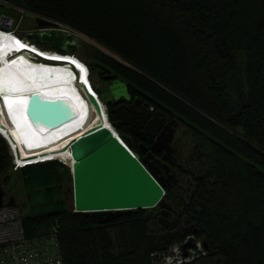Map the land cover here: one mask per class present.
Segmentation results:
<instances>
[{
  "label": "trees",
  "instance_id": "trees-1",
  "mask_svg": "<svg viewBox=\"0 0 264 264\" xmlns=\"http://www.w3.org/2000/svg\"><path fill=\"white\" fill-rule=\"evenodd\" d=\"M2 1L3 12L14 5L63 21L128 63L95 49L88 65L91 75L107 70L182 120L191 136L186 173L195 186L179 205L215 263L264 264V0ZM36 35L43 49H53ZM9 169L12 155L0 135L1 183ZM115 214L101 223L73 210L25 212L23 223L29 236L55 233L64 264H154L149 215ZM183 237L178 232L175 240Z\"/></svg>",
  "mask_w": 264,
  "mask_h": 264
},
{
  "label": "water",
  "instance_id": "water-1",
  "mask_svg": "<svg viewBox=\"0 0 264 264\" xmlns=\"http://www.w3.org/2000/svg\"><path fill=\"white\" fill-rule=\"evenodd\" d=\"M36 22L38 27L55 26L54 22L44 18H37ZM2 33L1 38L5 36L4 34L7 35L5 32ZM40 33L42 38L48 41L54 49L62 50L65 45V42H63L64 35L45 31ZM65 35L71 37L70 34ZM37 57L35 56L33 59L41 62L32 61L37 64H42V61L48 64L35 65L26 60H18L13 63L16 58L6 64V75L18 77L17 81H19L16 84L20 87L18 91L13 93L15 98H7L15 103L18 119L26 126L28 133L53 134L57 130L66 129L69 125L74 126L81 119L77 117L76 107L70 98V94H68L69 92L67 95H54L58 91H50L51 88H58L61 91L65 89L58 82H51L55 81V71L49 63L62 64V62ZM31 74L34 76H30ZM36 78L37 80L40 79L39 83L44 82L45 79L49 83L42 84L39 87L40 89L33 88L34 82L32 81ZM68 86L74 88L71 87V84H68ZM92 88L93 92L106 105L111 100L116 102L131 99L128 84L120 78L114 79L108 89L100 84L92 85ZM68 90L67 88L66 91ZM4 93L3 90L0 94V100L5 112L8 114ZM73 94L78 96L75 91H73ZM86 95L85 100L92 103L100 118L92 128L86 130L82 135L73 137L57 149L60 152H69L73 160L72 164L57 158L37 163L26 162L20 168L23 186L26 190L28 215H51L73 210L74 212L91 215L102 223L110 221L115 217V213L121 214L137 209L154 208L158 205L164 206L162 214L170 213L171 210H167V208L173 209V207L181 211L176 204L166 203L167 197L170 196V193L167 192L170 185H167L166 181L158 176L156 171L146 162L147 159L153 156L154 152H157L156 150L161 151L164 149L168 153V146L170 147V145L165 144L158 149H155L153 145L149 154L143 159L139 158L131 149V137L122 134L119 130L123 123H127L120 112V108L114 109L117 114V121H111L107 111L111 125L108 126L104 124L97 97L90 91ZM79 99L83 100L81 96H79ZM160 113L167 117V113ZM1 117L2 112L0 110ZM176 120L174 119V121ZM82 123L83 121H81V125ZM4 126L0 122V127L5 128ZM151 129L152 127L148 125L144 132L147 133ZM131 132L137 134L132 129ZM156 132L157 130H154L153 135ZM10 138L14 141L11 134ZM170 139V137L167 138L169 141ZM167 140L164 142H167ZM17 151H19V148ZM56 153L58 154V152ZM63 182L72 183V185H69L68 192V195L72 194L70 202L63 198ZM4 196L5 192L0 187V206L4 204ZM7 204L15 205L17 202L14 198H10ZM159 221L163 222L160 219ZM176 224L177 221L173 220L171 224L166 225L167 231L159 235L148 233L149 246L161 250V245L165 246L171 242ZM187 240L182 243L183 246L186 245ZM159 242L162 244L159 245ZM153 262L154 264L158 263V258L154 254Z\"/></svg>",
  "mask_w": 264,
  "mask_h": 264
},
{
  "label": "flooded vegetation",
  "instance_id": "flooded-vegetation-1",
  "mask_svg": "<svg viewBox=\"0 0 264 264\" xmlns=\"http://www.w3.org/2000/svg\"><path fill=\"white\" fill-rule=\"evenodd\" d=\"M65 41L75 45L74 40L66 35L63 37V42ZM45 50L51 51L48 49ZM55 52L59 53V51ZM63 54L65 53H61V55ZM56 61L71 62L73 64L71 60ZM84 76L86 77V68ZM98 77V84L106 86L107 89L113 80L117 78L109 71L103 69L98 70ZM130 94L131 99L128 101L118 100L114 102L111 100L106 105L109 116L113 115L115 117L114 121H117L118 118L114 109L118 107L120 108V112L127 123H123L119 130H127L130 136L136 139L140 147L141 153L139 155L141 156V159L150 153L153 145L155 149H158L165 144L167 146L170 145V147L168 146V153H166V150L164 149L161 151L156 150L157 152H154L153 156L147 159L146 162L156 171L158 176L166 181L167 185H170L167 190V192L170 193V196L167 197L166 203L176 204L181 209L180 211L172 205L173 209L167 208V210H171L170 213L162 214L164 206L159 205L158 207L156 206V213L152 215L157 221V232L155 231L151 233L157 235L166 232V225L171 224L173 220L177 221L171 242L167 243L165 246L161 245L162 243L159 242L158 244L162 246L161 250L153 248L156 257L158 258V264H195L198 261L203 262L208 260L213 257V250L209 247L205 238L199 234V230L195 228L193 224L189 223V219L186 218V215L184 214L183 207L179 205V202L189 201L191 199L194 194L195 186L193 175L186 173L187 158H185L186 154L184 151H189V148L187 147L188 135H185V126L181 119H178L173 115H170L168 111L157 107L150 99L144 98L138 94L134 95L131 92ZM160 112L167 113V117ZM174 119L177 120L174 121ZM148 125L151 126L152 129L145 133V128ZM131 129L137 134H133ZM154 130H157L155 135H153ZM0 135L7 142L6 137L1 131ZM168 137L171 138L170 141L167 140ZM149 139L151 140L149 141ZM165 140H167V142H164ZM69 185H72V183L63 182L62 184L63 198L65 200H69ZM11 198L16 200L15 196H12ZM152 216H148V219ZM159 219L163 222H160ZM178 232H181L184 237L181 240L176 241L174 238ZM185 240H187V242L186 245L183 246L182 243ZM210 252H212V254Z\"/></svg>",
  "mask_w": 264,
  "mask_h": 264
},
{
  "label": "bare ground",
  "instance_id": "bare-ground-1",
  "mask_svg": "<svg viewBox=\"0 0 264 264\" xmlns=\"http://www.w3.org/2000/svg\"><path fill=\"white\" fill-rule=\"evenodd\" d=\"M0 35H3L2 31H0ZM4 37H0V48H3L6 41H10L12 42L11 46L4 50V51H0V94L1 92L4 90V97H13L15 98V96H13L14 92H10L9 88L10 87H15L17 89H20V87L16 84L18 81L17 79H19L18 77H12L10 75H6L5 71H6V64L11 62L12 59L14 60L16 58V61L13 63H16L18 60H26L29 63L38 65L35 62H41V61H35L33 62L32 60L28 59V57L24 54V52H32L33 54L35 53V55L40 56L42 59L46 58L45 60H49V61H56V60H61V61H68L69 58L68 56L65 57L66 55H71V56H75L76 54H72V53H65V55H57V50L55 49H48L51 51H46L45 49H41L39 48L35 43L29 42L28 40H19L18 38H16L15 36H13L10 33L4 34ZM21 45H23V47H21ZM21 49H26L21 51ZM29 51H28V50ZM29 52V53H30ZM55 52V55H52L51 53ZM25 55V56H24ZM9 56V57H7ZM13 57V58H12ZM18 57V59H17ZM77 58V57H75ZM52 59V60H51ZM78 59V58H77ZM6 61V63H5ZM71 61L72 67L69 66H64V65H57V64H52L49 63L50 65L53 66L54 69V80L55 81H51V82H58L62 87H65V89L67 90V88L69 89L68 91L64 90H58V88H51L53 90L50 89V91H58L56 94L54 93V95H67L70 94V98L73 101L75 107H76V111H77V117L78 119H81L80 122H76V124L74 126L69 125L66 129H61V130H57L55 131L53 134H33V133H28L26 126L20 122V120L18 119L17 116V107L15 106V103H12V101H9V104L11 106V114L9 111V106L7 105V112H5L3 104L0 100V105L2 106L3 110H4V114L5 117L7 119V121L9 122L10 126L13 128L16 136L12 133V131L5 125V129L0 127V131H2V133H4V136H6V139L8 141H10V145L12 146L13 151H17V149L19 148L22 155H26L25 157H33V154H30L32 156H28V154L26 153L31 152V151H45V152H40L41 155H47V156H51L54 155L55 152H58V157L61 158V160H63L64 162H68L70 164H72L73 160L70 157L71 155L69 154V152H60L57 151V149L61 148V147H57V144L60 145H64L65 143H67V141H69L70 139H72L75 136H79L82 135L86 130L92 128V126H94L97 122V116L95 119V122L93 124H91V116H92V112H91V107L90 104L88 103V101L85 100L86 96L84 97V95L81 92L80 86L76 83V75H75V71H74V67L76 66V68L79 70L80 72V79L81 82L84 83V90L87 93H89V91L91 93H93L95 95V97H97V101L100 104L101 107V112L103 115V119H104V124L111 126L110 125V121L108 119V115H107V109H106V104L104 103V101L93 92V88L90 82V79L88 78V73H89V65L85 62V65L88 69L87 75L85 79L84 76V72H85V67L80 64V62L75 61L74 59ZM80 61V60H79ZM58 62V61H56ZM4 63V64H3ZM62 63H68V62H62ZM3 64V65H1ZM43 64V63H42ZM40 63V65H42ZM44 64H48V63H44ZM79 65V67L77 66ZM2 69V70H1ZM83 69V71L81 70ZM4 71V72H3ZM30 76H34L33 74H31ZM40 80V79H39ZM39 80L33 79L32 82H34V86H32L33 88L36 89H40L39 87L42 86V84H47L49 82L47 79L44 80V82H40ZM68 84H71V87L73 86L74 88H70L68 86ZM78 86V87H76ZM61 89V88H60ZM66 91V92H65ZM73 91H75L78 96L73 94ZM16 92V91H15ZM79 96H81L83 98V103L82 101L79 99ZM1 110V109H0ZM2 112V111H1ZM3 114V113H2ZM13 116H15V120L13 119ZM81 121H83L82 125H81ZM89 122V124L87 125V127L82 130L84 128V126L86 125V123ZM69 129V130H68ZM82 130V131H81ZM10 134L12 135L14 141L11 140L10 138ZM54 152V153H53ZM60 152V153H59ZM64 154H67L68 156L64 157ZM57 155V153H56ZM34 157H38L40 158L37 154ZM17 160V157L15 159ZM19 163H22V161H18ZM30 163V162H27Z\"/></svg>",
  "mask_w": 264,
  "mask_h": 264
},
{
  "label": "built area",
  "instance_id": "built-area-1",
  "mask_svg": "<svg viewBox=\"0 0 264 264\" xmlns=\"http://www.w3.org/2000/svg\"><path fill=\"white\" fill-rule=\"evenodd\" d=\"M4 4L5 3L2 0H0V9H2L3 6H5ZM44 19L54 22L55 26H50V28L44 27L42 28L44 29L42 31L57 33V30H62L63 32L61 33L63 34H70L72 36L77 37L78 39L81 37L76 35L79 32L76 33L74 31L73 32L66 31L65 27L57 21L50 20L47 18ZM14 20L15 19L12 18L10 14L3 12V14L0 15V31L5 33H10L19 40H25L26 39L25 36L23 37L19 36L17 34V30L13 27V25L15 24ZM70 27L76 29L77 31H80L75 27L72 26ZM82 33L83 35L85 34L84 32ZM74 71L77 78L76 83L83 88L84 83L81 82L80 72L76 68V66L74 67ZM90 75H91V69L89 66V73H88L89 79H90ZM89 104L90 107L94 109L98 118L97 120H99L100 118L99 113L95 110L92 103ZM7 144L10 149V153L12 155V164L14 171L19 170L22 166L26 164V162L37 163L40 161H47V160L59 158L58 154L56 155V152L55 153L53 152L54 155L51 156L40 154V152H45V151H31V152L27 151L26 153L28 154V156L30 154H33L34 156L37 154L40 157L38 158L33 156L27 158L25 157L26 155H22L20 149L19 151L16 152L13 151L12 146L10 145L8 140H7ZM16 157L17 160L22 161V163L16 161L15 160ZM24 215L25 212L23 211L22 207L19 206L18 203L15 205L3 204L0 206V264H64L60 241L57 235L55 233H52L45 235L29 236L26 233L23 223Z\"/></svg>",
  "mask_w": 264,
  "mask_h": 264
},
{
  "label": "rangeland",
  "instance_id": "rangeland-1",
  "mask_svg": "<svg viewBox=\"0 0 264 264\" xmlns=\"http://www.w3.org/2000/svg\"><path fill=\"white\" fill-rule=\"evenodd\" d=\"M6 11H7L6 13L10 14V16L15 19L14 20L15 24L13 25V27L17 30V34L19 36H22V34H23L27 40H29L32 43L35 42V44H37L38 47L41 48V49L47 48V46L43 45V44H41L39 42L40 37H38V35L32 37V34L33 33L35 34L37 32H41L42 30H44V29H42L44 27H38L36 25V23H37L36 19L37 18H47V19L59 22L61 25H63L65 27L66 31H72V32L74 31L76 33H78V32L80 33V34L78 33L76 35H78L79 37L81 36L82 37V38L80 37L81 39L80 38L78 39L77 37L71 35V39L74 40L75 45L72 44V43H68V45H66L67 43L65 42V45L63 46V49L68 48V49H71L73 51H75V49H77V52L80 53L79 56H81V57H79L77 55H75V56L66 55L65 57L68 56L69 60H71V59L73 60L74 59L75 61L80 62V64H82L86 68L84 62H86L87 64L92 62V57H91L92 55L91 54H92L93 50L96 49L98 51L103 52L107 56L115 59L118 62H121L123 64H128L121 57H119L115 53L111 52L109 49H107L105 46H103L101 43H99L98 41H96L95 39H93L92 37L87 35L86 33H85L86 35L84 34L85 35L84 36L83 33L80 32L81 30L77 31L76 29L71 28L67 23H65L63 21L56 20V19L44 16L42 14L23 9L21 7H16L14 5H10L9 9L6 8ZM1 14H3V11L0 9V15ZM46 28H50V26H47ZM45 32H49V31H45ZM61 32H63V31L62 30H57V33L65 35V34H63ZM11 43L12 42H10V41H6L4 47L0 48V51H4V50L8 49L12 45ZM23 50H26V49H21V51H23ZM55 50L59 51L58 49H55ZM29 52H24V54L30 60H35V59H33V58H35V53L33 54L32 52H30V53ZM51 54L56 56L54 54V52H52ZM57 55H59V54L57 53ZM63 55H65V54H63ZM75 57H77L78 59L75 58ZM37 58L40 59L41 57L38 56ZM37 61H39V60H37ZM69 63H71V62L62 63V64H60V63H52V64L64 65V66L72 67L71 64H69ZM98 69H97V71L92 69V75L90 76V80H91L93 86H96L98 84V79H99V77H98ZM80 89H81L83 95L86 96V98H87V95H86L84 89L81 86H80ZM0 109H1V111L3 113L2 117L0 118L1 123L5 124L12 131V133L16 136L13 128L10 126L9 122L7 121V119L5 117L4 110H3L1 105H0ZM91 112H92L91 124H93L95 122V119H96L97 115H96V113H95L93 108H91ZM89 122L90 121H88L86 123V125L84 126V128L82 130H84L87 127ZM121 133L126 134V133L122 132V130H121ZM185 135H188L189 143H190L191 142L190 134H185ZM58 146L62 147L63 145L57 144V147ZM188 146H191V143L188 144ZM21 151H23V150H21ZM184 152H185V154H187L188 151H184ZM65 156H68V155L64 154V157ZM0 187H2L4 192H5L4 204H7L8 201L10 200V198L12 196H15L16 197V202L19 204V206L22 207L23 211L26 212V213L29 212V208H28V205H27L28 204L27 203V198H26V190L24 189V186H23L22 175H21V170L20 169L17 170V171H14L13 169H9L7 181L6 182H2V183L0 182ZM68 199H69L68 201L70 202V200L72 199V194L71 193L68 195ZM157 207L145 208L144 209L145 210V214L149 215V216H152L153 214L156 213L155 209ZM156 223H157V221H156L155 217L154 216L150 217L149 225H150V231L151 232H155V231L157 232V224ZM174 240H175V238H174ZM215 262L217 263L216 258L212 257V258H209L208 260H205L203 262L198 261L195 264H216Z\"/></svg>",
  "mask_w": 264,
  "mask_h": 264
},
{
  "label": "snow or ice",
  "instance_id": "snow-or-ice-1",
  "mask_svg": "<svg viewBox=\"0 0 264 264\" xmlns=\"http://www.w3.org/2000/svg\"><path fill=\"white\" fill-rule=\"evenodd\" d=\"M21 47H23V45H21ZM77 66L79 67V65H77ZM81 70L83 71V69H81ZM9 91H10V92H15V91H18V89L15 88V87H10V88H9ZM5 104L9 106V111H10V114H11V106H10V104H9V100H8L7 97H5ZM13 119L15 120V116H13Z\"/></svg>",
  "mask_w": 264,
  "mask_h": 264
},
{
  "label": "clouds",
  "instance_id": "clouds-1",
  "mask_svg": "<svg viewBox=\"0 0 264 264\" xmlns=\"http://www.w3.org/2000/svg\"><path fill=\"white\" fill-rule=\"evenodd\" d=\"M61 54V53H60Z\"/></svg>",
  "mask_w": 264,
  "mask_h": 264
}]
</instances>
